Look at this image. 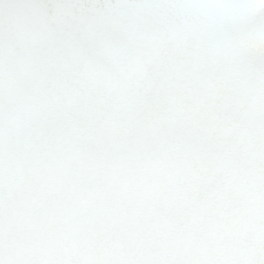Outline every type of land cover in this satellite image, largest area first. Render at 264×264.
Instances as JSON below:
<instances>
[{"label":"snow or ice","instance_id":"obj_1","mask_svg":"<svg viewBox=\"0 0 264 264\" xmlns=\"http://www.w3.org/2000/svg\"><path fill=\"white\" fill-rule=\"evenodd\" d=\"M0 264H264V0H0Z\"/></svg>","mask_w":264,"mask_h":264}]
</instances>
